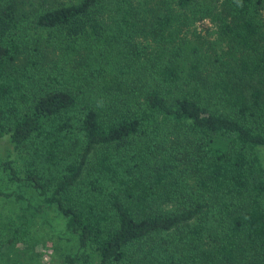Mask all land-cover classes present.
Wrapping results in <instances>:
<instances>
[{
  "label": "trees",
  "instance_id": "trees-1",
  "mask_svg": "<svg viewBox=\"0 0 264 264\" xmlns=\"http://www.w3.org/2000/svg\"><path fill=\"white\" fill-rule=\"evenodd\" d=\"M0 136L64 264H264V0H0Z\"/></svg>",
  "mask_w": 264,
  "mask_h": 264
},
{
  "label": "rangeland",
  "instance_id": "rangeland-1",
  "mask_svg": "<svg viewBox=\"0 0 264 264\" xmlns=\"http://www.w3.org/2000/svg\"><path fill=\"white\" fill-rule=\"evenodd\" d=\"M50 1L68 2V0ZM167 1L171 3L172 0ZM184 12L186 13L185 10ZM189 15L186 14L188 17ZM195 24L201 32L210 27L209 22L205 19L197 20ZM261 154L264 157V154ZM8 155L12 159V164L19 167L20 158L17 157L6 139L0 136V160ZM23 185L24 183L20 184L19 188H22ZM22 189H15V183L5 178L0 167V190L17 192L20 195L19 198L0 196V241L9 237V234L21 221L23 224L21 227L25 228L27 239L30 241L27 246L26 242L15 243L18 248L22 249V253L31 255L33 264H64L62 256L65 252L75 249V240L64 230L63 219L57 212L53 209H37L38 197L28 187ZM27 205L33 207L28 208Z\"/></svg>",
  "mask_w": 264,
  "mask_h": 264
}]
</instances>
